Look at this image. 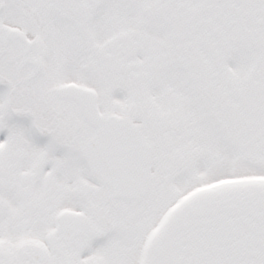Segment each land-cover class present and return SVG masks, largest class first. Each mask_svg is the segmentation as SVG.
Wrapping results in <instances>:
<instances>
[{
	"label": "snow or ice",
	"instance_id": "snow-or-ice-1",
	"mask_svg": "<svg viewBox=\"0 0 264 264\" xmlns=\"http://www.w3.org/2000/svg\"><path fill=\"white\" fill-rule=\"evenodd\" d=\"M0 264H264V0H0Z\"/></svg>",
	"mask_w": 264,
	"mask_h": 264
}]
</instances>
